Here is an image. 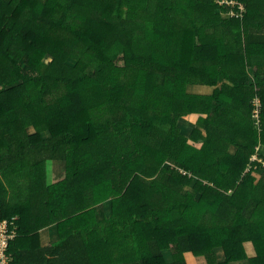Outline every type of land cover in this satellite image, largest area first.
I'll return each mask as SVG.
<instances>
[{"label":"trees","instance_id":"obj_1","mask_svg":"<svg viewBox=\"0 0 264 264\" xmlns=\"http://www.w3.org/2000/svg\"><path fill=\"white\" fill-rule=\"evenodd\" d=\"M256 147L264 0H0V264H264Z\"/></svg>","mask_w":264,"mask_h":264},{"label":"crops","instance_id":"obj_2","mask_svg":"<svg viewBox=\"0 0 264 264\" xmlns=\"http://www.w3.org/2000/svg\"><path fill=\"white\" fill-rule=\"evenodd\" d=\"M193 116H195V114H191V115H188V116L182 117V118L187 119V118H190ZM196 119H197V116L195 117V121H196ZM258 149H260V147ZM261 151L263 152L264 150L262 149ZM49 164H51L52 179L48 178L49 173H48L47 168H46V176H47L48 183H49V181H50V183H52L53 181H56V179H59L60 176L63 174V165H61L60 162L52 161V160L48 161L46 163V166H48ZM37 234H38L37 235L38 236L37 237L38 238V245L40 244L41 246L51 244V243L58 240V230H57V226L55 224H52V225H49L45 228L39 229ZM221 256H222L221 251L218 249L216 251V258H217L218 262L222 260ZM186 260H187L188 264H202V263H204L203 259L192 257L191 255H187ZM233 264H247V263L245 261H241V262H236Z\"/></svg>","mask_w":264,"mask_h":264},{"label":"rangeland","instance_id":"obj_3","mask_svg":"<svg viewBox=\"0 0 264 264\" xmlns=\"http://www.w3.org/2000/svg\"><path fill=\"white\" fill-rule=\"evenodd\" d=\"M6 2H9L10 0H5ZM139 30H141V27H139L138 28ZM141 35H145V32H143V31H138ZM68 63L69 64H74V60H72V59H69L68 60ZM256 104L258 105V101L256 100ZM259 115V113H258V109L256 108V109H254V117H255V119H258V116ZM195 117L196 116H193V117H190V118H187V119H185V118H180L179 120H178V122H177V125H178V127L180 128V130L182 131V133L184 134V135H186V136H189V137H191V135L193 134V131H194V129H195V126H196V121H195ZM27 131L29 132V133H32L33 132V129L32 128H27ZM231 151H233V149H231ZM259 153H262V151L260 150V149H257L256 150V152H255V157L256 158H253V159H257L258 161H261L262 159L261 158H259V156H258V154ZM263 161V160H262ZM46 168H47V170H48V178L49 179H52V169H51V164H49L48 166H46ZM260 171H262L261 169H260ZM49 183H50V181H49ZM187 188H191V187H187ZM186 188V189H187ZM222 255V254H221ZM222 257V256H221ZM202 264H204V263H202Z\"/></svg>","mask_w":264,"mask_h":264},{"label":"built area","instance_id":"obj_4","mask_svg":"<svg viewBox=\"0 0 264 264\" xmlns=\"http://www.w3.org/2000/svg\"><path fill=\"white\" fill-rule=\"evenodd\" d=\"M255 157H252V161H258L257 159H253ZM262 165H264V161H258ZM15 236V227H14V221L13 220H3L0 222V257L4 258L3 256V250H5L8 242L10 240H13Z\"/></svg>","mask_w":264,"mask_h":264},{"label":"clouds","instance_id":"obj_5","mask_svg":"<svg viewBox=\"0 0 264 264\" xmlns=\"http://www.w3.org/2000/svg\"><path fill=\"white\" fill-rule=\"evenodd\" d=\"M258 148H259V147H256V150H257ZM252 157H255V156L253 155ZM252 157H251V158H252ZM255 158H256V157H255ZM257 162H258V161H257Z\"/></svg>","mask_w":264,"mask_h":264}]
</instances>
